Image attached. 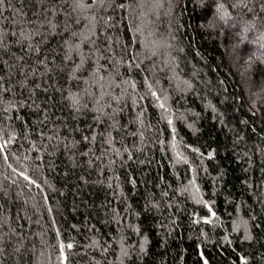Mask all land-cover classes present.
I'll return each instance as SVG.
<instances>
[{"label": "trees", "instance_id": "trees-1", "mask_svg": "<svg viewBox=\"0 0 264 264\" xmlns=\"http://www.w3.org/2000/svg\"><path fill=\"white\" fill-rule=\"evenodd\" d=\"M0 264H264V0H4Z\"/></svg>", "mask_w": 264, "mask_h": 264}, {"label": "snow or ice", "instance_id": "snow-or-ice-1", "mask_svg": "<svg viewBox=\"0 0 264 264\" xmlns=\"http://www.w3.org/2000/svg\"><path fill=\"white\" fill-rule=\"evenodd\" d=\"M3 3H4V0H0V4H3ZM162 107H163V105H162ZM169 123H171V121H169ZM68 247H69V248H71V247H72V245H71V244H69V245H68Z\"/></svg>", "mask_w": 264, "mask_h": 264}, {"label": "rangeland", "instance_id": "rangeland-1", "mask_svg": "<svg viewBox=\"0 0 264 264\" xmlns=\"http://www.w3.org/2000/svg\"><path fill=\"white\" fill-rule=\"evenodd\" d=\"M209 209V208H208ZM211 216H212V213H211Z\"/></svg>", "mask_w": 264, "mask_h": 264}]
</instances>
